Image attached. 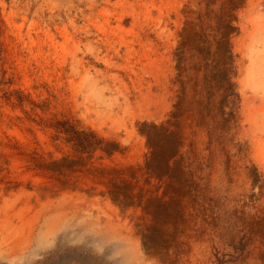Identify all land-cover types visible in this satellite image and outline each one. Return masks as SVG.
I'll list each match as a JSON object with an SVG mask.
<instances>
[{
	"label": "rangeland",
	"instance_id": "rangeland-1",
	"mask_svg": "<svg viewBox=\"0 0 264 264\" xmlns=\"http://www.w3.org/2000/svg\"><path fill=\"white\" fill-rule=\"evenodd\" d=\"M0 264H264V0H0Z\"/></svg>",
	"mask_w": 264,
	"mask_h": 264
},
{
	"label": "bare ground",
	"instance_id": "bare-ground-1",
	"mask_svg": "<svg viewBox=\"0 0 264 264\" xmlns=\"http://www.w3.org/2000/svg\"><path fill=\"white\" fill-rule=\"evenodd\" d=\"M108 206H110L109 204H108ZM109 208H111V207H109ZM108 211H110V210H108ZM104 212H106V211H104ZM42 213V212H41ZM107 213V212H106ZM104 215V214H103ZM107 215V214H106ZM109 215V214H108ZM110 216V215H109ZM33 221V220H32ZM119 227V226H118ZM133 258L136 260V261H138V262H140L139 260H140V255L138 254V252L137 251H135L134 252V256H133ZM125 260V259H124ZM145 263V262H144Z\"/></svg>",
	"mask_w": 264,
	"mask_h": 264
}]
</instances>
